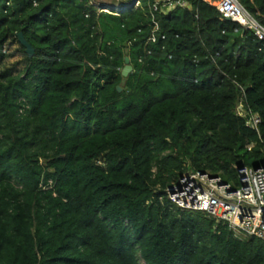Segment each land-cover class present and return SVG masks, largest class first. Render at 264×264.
Returning a JSON list of instances; mask_svg holds the SVG:
<instances>
[{
    "label": "trees",
    "instance_id": "1",
    "mask_svg": "<svg viewBox=\"0 0 264 264\" xmlns=\"http://www.w3.org/2000/svg\"><path fill=\"white\" fill-rule=\"evenodd\" d=\"M183 1L152 42L151 0H0V264H264L262 240L167 197L187 172L264 167V41ZM237 1L264 25V0Z\"/></svg>",
    "mask_w": 264,
    "mask_h": 264
},
{
    "label": "built area",
    "instance_id": "2",
    "mask_svg": "<svg viewBox=\"0 0 264 264\" xmlns=\"http://www.w3.org/2000/svg\"><path fill=\"white\" fill-rule=\"evenodd\" d=\"M134 1L133 4L138 6L139 0ZM151 1L154 31L150 40L155 42L159 23L154 14L188 5L183 0ZM215 6L224 18L252 31L259 41H264V25L237 0H220ZM252 120L258 128L259 117L254 115ZM237 174V183H234L208 173L187 172L168 187L167 197L181 210L200 212L226 224L237 239L254 237L264 242V167H240Z\"/></svg>",
    "mask_w": 264,
    "mask_h": 264
},
{
    "label": "rangeland",
    "instance_id": "3",
    "mask_svg": "<svg viewBox=\"0 0 264 264\" xmlns=\"http://www.w3.org/2000/svg\"><path fill=\"white\" fill-rule=\"evenodd\" d=\"M134 0H91V4L98 7L99 12L105 11L112 13L113 9H120L124 5L132 4ZM5 52L8 58L4 63V68L13 69L15 74L21 73L27 65L26 54L22 52L21 46L17 41H10ZM142 264H144L142 262Z\"/></svg>",
    "mask_w": 264,
    "mask_h": 264
},
{
    "label": "water",
    "instance_id": "4",
    "mask_svg": "<svg viewBox=\"0 0 264 264\" xmlns=\"http://www.w3.org/2000/svg\"><path fill=\"white\" fill-rule=\"evenodd\" d=\"M228 21H230L229 19H227ZM18 39H19V43L21 44V46H23L25 48V52L28 55V57L30 59L33 58V56L35 55V50L34 48L31 46V44H29L26 39L24 38V35L22 33H20L18 35ZM133 71V67L130 64V59L127 57L125 59V67L122 71V76H123V81L121 86L118 88V91L121 92L123 90V87L126 84V79L128 78V76L132 73Z\"/></svg>",
    "mask_w": 264,
    "mask_h": 264
},
{
    "label": "crops",
    "instance_id": "5",
    "mask_svg": "<svg viewBox=\"0 0 264 264\" xmlns=\"http://www.w3.org/2000/svg\"><path fill=\"white\" fill-rule=\"evenodd\" d=\"M212 5H216L220 0H207Z\"/></svg>",
    "mask_w": 264,
    "mask_h": 264
}]
</instances>
